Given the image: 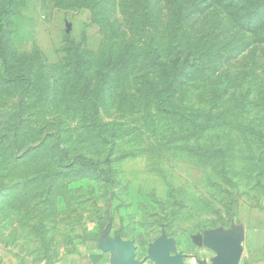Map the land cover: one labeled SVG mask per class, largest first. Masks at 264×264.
<instances>
[{"label": "rangeland", "instance_id": "obj_1", "mask_svg": "<svg viewBox=\"0 0 264 264\" xmlns=\"http://www.w3.org/2000/svg\"><path fill=\"white\" fill-rule=\"evenodd\" d=\"M6 4L0 264L102 231L184 264L241 243L264 210V0Z\"/></svg>", "mask_w": 264, "mask_h": 264}, {"label": "crops", "instance_id": "obj_2", "mask_svg": "<svg viewBox=\"0 0 264 264\" xmlns=\"http://www.w3.org/2000/svg\"><path fill=\"white\" fill-rule=\"evenodd\" d=\"M114 240V236L102 231L94 240L85 241L86 247L63 248L59 257L48 264H109ZM240 246L242 251L238 264H264V210L253 211L247 216ZM143 264L158 263L147 259Z\"/></svg>", "mask_w": 264, "mask_h": 264}, {"label": "water", "instance_id": "obj_3", "mask_svg": "<svg viewBox=\"0 0 264 264\" xmlns=\"http://www.w3.org/2000/svg\"><path fill=\"white\" fill-rule=\"evenodd\" d=\"M111 241L113 242V240ZM114 241L115 243L110 248L112 254L109 264H143L147 259L155 260L158 264H184L183 258L188 256L186 253L171 254L166 247L159 245L148 255L139 259L137 257V248L132 242L116 238ZM241 251L238 240H235L230 245L219 246L215 264H238ZM198 261L201 264H208Z\"/></svg>", "mask_w": 264, "mask_h": 264}, {"label": "trees", "instance_id": "obj_4", "mask_svg": "<svg viewBox=\"0 0 264 264\" xmlns=\"http://www.w3.org/2000/svg\"><path fill=\"white\" fill-rule=\"evenodd\" d=\"M11 2H12V0H7V4H6V6L9 5V3H11ZM6 6H5V7H6ZM1 25H2V24L0 23V52H1V49H2V48H1V44H2ZM0 55H2V53H0ZM174 78H175V77H173V76H170V77H169V79H168V86H169V87H171V85L174 83Z\"/></svg>", "mask_w": 264, "mask_h": 264}]
</instances>
